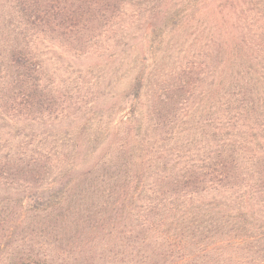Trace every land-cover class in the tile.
<instances>
[{"label": "trees", "instance_id": "16d2710c", "mask_svg": "<svg viewBox=\"0 0 264 264\" xmlns=\"http://www.w3.org/2000/svg\"><path fill=\"white\" fill-rule=\"evenodd\" d=\"M71 229L84 264H264V0H0V264Z\"/></svg>", "mask_w": 264, "mask_h": 264}, {"label": "rangeland", "instance_id": "374dc122", "mask_svg": "<svg viewBox=\"0 0 264 264\" xmlns=\"http://www.w3.org/2000/svg\"><path fill=\"white\" fill-rule=\"evenodd\" d=\"M58 52H60L59 49ZM90 56L94 58L91 54ZM58 59L61 63L55 64L54 76H68L71 75L69 72H72L73 75H77L79 71L82 76H87L86 72L84 73V69L90 65L89 56H84L83 54L80 58H76L75 56L68 55L66 58ZM110 76H113V74ZM18 123H21L18 125L19 128L25 125L22 121ZM5 191H11V189L8 188L5 189ZM33 201L34 199L31 198H23V213L30 211L32 206H34ZM70 231L73 230H68V234L64 233L58 237H42L32 243L28 242L26 245L18 246L17 249H14L23 250L24 253L27 254L26 257H28L24 260V264H84V234L74 235L73 233H69ZM65 235H67L66 237L68 238H65ZM99 238L100 237L97 238V243ZM89 256L93 258L95 254L91 253Z\"/></svg>", "mask_w": 264, "mask_h": 264}]
</instances>
